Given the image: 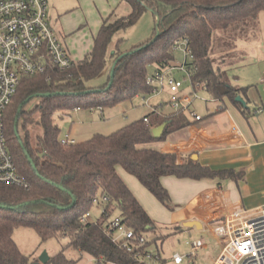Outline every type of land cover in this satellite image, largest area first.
Returning <instances> with one entry per match:
<instances>
[{
	"label": "trees",
	"instance_id": "obj_1",
	"mask_svg": "<svg viewBox=\"0 0 264 264\" xmlns=\"http://www.w3.org/2000/svg\"><path fill=\"white\" fill-rule=\"evenodd\" d=\"M120 2L128 4L131 12L114 22L104 21L92 51L83 60L74 61L68 70L50 62L44 74L24 76L6 112L9 147L30 186L0 185V264H42L20 250L14 240L18 228L33 230L42 244L67 240L48 264H78L84 255L98 264H149L151 261L137 258L136 253L145 256L148 252L146 233L154 230L155 224L119 175L118 167L171 210L173 200L162 183L165 177L215 181L218 187L227 181L245 180L244 170H213L192 158L181 169L176 154L156 149L171 135L199 122L190 119V110L164 113L157 107L111 135L97 134L84 142L62 143L56 114L63 117L76 109H104L123 100L152 95L155 87L148 84L149 67L154 66L155 72L173 69L178 41H185L190 52L185 65L194 91L205 89L218 101L227 98L248 118L257 112L249 107V87L234 85L229 73L246 58L239 51V43L256 38L260 32L264 0ZM151 11L159 20L155 30L159 36L131 52L117 50L111 54L116 35ZM108 58L113 59V66L107 83L88 87L87 83L105 70ZM237 97L244 98L248 107ZM34 98H39L40 104L26 112L25 105ZM21 119L24 135L19 131ZM162 125V136L154 137L153 130ZM95 206L103 208L101 215L84 220L87 214L92 215ZM116 207L122 223L146 238L145 245H138L134 252H128L125 241H115L109 216ZM67 250L78 256H68Z\"/></svg>",
	"mask_w": 264,
	"mask_h": 264
},
{
	"label": "crops",
	"instance_id": "obj_2",
	"mask_svg": "<svg viewBox=\"0 0 264 264\" xmlns=\"http://www.w3.org/2000/svg\"><path fill=\"white\" fill-rule=\"evenodd\" d=\"M56 3L57 0H48L50 23L67 53L75 62L83 60L92 51L94 40L104 21L119 17L116 15V9L122 4L120 0H93L96 7L99 4L102 11L96 22L93 21L95 26L91 27L88 19L85 20L80 11L81 7L83 9H87L88 5L89 8L92 7L89 0H73L69 7L61 5L60 9L57 8ZM88 13H93L94 17L96 15L94 8ZM259 26L258 36L250 41H241L239 51L248 56L246 51L252 48L251 51L255 53L253 55L260 58L264 67V28L261 25L260 15ZM246 59L238 67L244 66ZM261 82L264 84V79ZM233 84L236 85L234 82ZM259 100V102L253 101L254 106L253 103H249L252 111L257 110L250 118L246 117L229 99L215 100L213 104L206 107L207 112L203 111L201 114L203 118L201 117L199 122L171 135L167 142L156 145V149L160 152L176 154L177 163L181 169H184L190 158L193 159L196 156L197 159L193 160L213 170L236 169L244 170L246 173L244 181L239 183L227 181L221 187H218L217 182L209 180L193 181L175 177L162 179L173 202L177 203L172 210H169V223L182 228L187 222H199L201 229L196 227L187 229L195 228L203 231L201 240L206 244V259L212 263L215 258L208 254L211 243L214 241L218 244L221 251L224 246V241L214 234L215 227L224 222L227 217H233L240 212L264 209V97L261 96ZM157 107H161L164 113L175 111L171 104L168 108L159 104L153 106L152 110ZM74 111L78 113L81 110ZM100 111L103 112L104 109ZM204 113H207L206 117ZM122 179L124 180L123 177ZM138 184L139 186L133 185L139 194L155 207V203L149 197L152 195L140 183ZM126 185L128 186L127 183ZM130 190L133 192L131 188ZM133 194L143 206L135 191ZM144 209L150 215L149 210L145 207ZM189 243L191 242H188V245Z\"/></svg>",
	"mask_w": 264,
	"mask_h": 264
},
{
	"label": "rangeland",
	"instance_id": "obj_3",
	"mask_svg": "<svg viewBox=\"0 0 264 264\" xmlns=\"http://www.w3.org/2000/svg\"><path fill=\"white\" fill-rule=\"evenodd\" d=\"M73 0H57L56 6L58 9L62 8L61 5L69 7ZM104 1V0H102ZM92 6L87 9L81 7L80 11L84 19H88L90 26L94 27L97 17L100 15L101 8L99 4L93 3V0H89ZM101 3V2H100ZM102 5V4H101ZM96 11L94 17L93 13H88L89 10ZM131 12V8L128 4L122 3L116 9V15L127 16ZM50 15V11H49ZM117 17H112L109 19L110 22H114ZM99 19V18H98ZM51 21V17H49ZM95 20V21H94ZM94 21V22H93ZM261 25L264 28V11L260 13ZM156 17L152 12H146L136 25L133 27L119 32L114 38L111 46L110 53L113 54L115 51L126 53L131 52L134 48L146 44L150 40L156 37ZM90 26L88 28H90ZM118 45V48L116 47ZM117 48V49H116ZM252 48H248L246 56V64L240 66L236 69L230 71V76L232 81L240 87H249L248 96L250 98V104L254 100L260 101V97H264L263 87L264 84L261 82L264 79V67L260 61V58L254 52L251 51ZM175 62L173 70L171 72L172 76L183 82V87L180 89L179 97H189L190 98V111L187 112L190 119L194 120L191 113H195L200 118L203 111H206L208 105L213 104L215 99L205 90L201 89L199 91H194L191 83V79L186 72L181 71L178 67L181 66L185 59L189 61L190 58L187 57L182 49H176L175 51ZM113 66V59L108 58L107 66L105 70L95 79L87 83L88 87L96 88L103 86L107 83L109 75ZM177 67V68H176ZM168 71V70H167ZM150 76L155 73V67H149ZM172 98V93L168 86V77L165 76L164 86L159 87L158 92L152 95L143 97L137 96L133 99L123 100L116 105L105 106L104 111H100V108L93 110L82 109L78 113L72 111L69 115L61 117L59 114L55 115V120L61 129V138L68 137L70 139H75L78 142H84L93 138L94 135H111L112 133L120 130L121 128L127 126L128 124L141 119L145 114L152 110L153 106L163 104L164 107L168 108ZM39 98H34L25 105L26 112H32L36 106L40 104ZM252 106V105H251ZM207 112V111H206ZM205 117L207 113H204ZM204 117V118H205ZM203 118V117H202ZM19 131L21 135H24L23 131V120H20ZM35 133H41L40 129L35 130ZM118 173L123 177L128 186L135 191L138 198L142 202L143 206L149 210L152 220L154 221L155 228L152 231L146 233V238L149 242L148 251L154 255V259L149 264H173L174 255H188L191 251V246L188 242H194L201 240L203 237V231H198L197 229H187L185 227L177 228L175 225L169 223V213L170 209L166 208L152 196L149 195L151 201L155 203V207L150 205L146 199H144L136 187L133 184L139 186V182L125 170L118 167ZM140 188V187H139ZM145 191V190H144ZM176 202H173L172 207L176 206ZM103 211L102 207L95 206L92 210V218L95 219L99 217ZM120 215V209L115 208L113 213L109 216V221L117 219ZM205 236V235H204ZM14 240L18 244L20 250L26 254L31 255L34 258H38L44 251H47L49 256L52 257L63 250L67 245V240H51L48 243H41L40 237L31 229L28 228H18L14 232ZM214 241L211 243V248H209V256L215 258V260L220 255L221 249L218 244ZM66 254L68 256L77 257L78 254L70 250H67ZM157 256H160L161 261H158ZM199 264H213L212 261L206 259V250L199 253L198 257ZM92 261V262H91ZM189 262V260H188ZM186 262V264H189ZM78 264H98L94 259L86 258L83 256Z\"/></svg>",
	"mask_w": 264,
	"mask_h": 264
},
{
	"label": "built area",
	"instance_id": "obj_4",
	"mask_svg": "<svg viewBox=\"0 0 264 264\" xmlns=\"http://www.w3.org/2000/svg\"><path fill=\"white\" fill-rule=\"evenodd\" d=\"M176 49H182L187 57L190 52L185 41H178ZM178 68L186 72V62ZM188 61V60H187ZM61 70L73 66V60L67 53L58 34L53 29L48 15V0H0V185H12L28 188L30 182L23 176L9 147L5 116L11 106L24 76L44 74L48 63ZM170 71L155 72L148 78V84L154 86L153 93L164 86L165 76L172 93L170 104L176 111H189L190 98L179 97L183 82L176 80ZM102 110V108H100ZM196 121L201 118L195 113ZM148 123V119H145ZM64 144H75L68 136L62 139ZM107 202V198H103ZM92 219L91 214L84 218ZM115 229V241H125L128 252H134L138 245H145L146 238L134 233L121 219L111 221ZM218 239L224 241L223 249L213 264H264V209L243 211L233 217H227L214 229ZM136 241V242H134ZM188 255H174L173 264H199V253L206 248L203 240L189 243ZM136 257L152 261L154 255L149 251L145 256L141 252ZM160 256H157L159 259Z\"/></svg>",
	"mask_w": 264,
	"mask_h": 264
},
{
	"label": "water",
	"instance_id": "obj_5",
	"mask_svg": "<svg viewBox=\"0 0 264 264\" xmlns=\"http://www.w3.org/2000/svg\"><path fill=\"white\" fill-rule=\"evenodd\" d=\"M152 12V11H151ZM157 24H159V20L157 21ZM159 36V33L156 35L155 39ZM238 102H240L241 104H243L245 107H248L246 101L244 98L242 97H237L236 99ZM165 130V125H162L160 127H157L153 130V135L154 137L158 138V137H161L163 132ZM193 159H197L196 156L193 157ZM184 227L185 228H193V227H196L198 229H201L202 226L199 222L197 221H191V222H187L184 224ZM50 259L51 257L49 256L48 252L47 251H44L41 256L39 257V261L42 263V264H48L50 262Z\"/></svg>",
	"mask_w": 264,
	"mask_h": 264
}]
</instances>
